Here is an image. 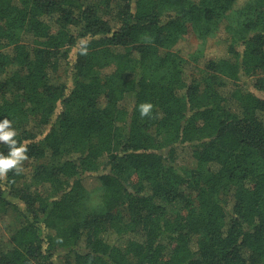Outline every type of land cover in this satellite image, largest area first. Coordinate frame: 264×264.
<instances>
[{"label": "trees", "instance_id": "1", "mask_svg": "<svg viewBox=\"0 0 264 264\" xmlns=\"http://www.w3.org/2000/svg\"><path fill=\"white\" fill-rule=\"evenodd\" d=\"M5 117L0 264H264V0H0Z\"/></svg>", "mask_w": 264, "mask_h": 264}, {"label": "rangeland", "instance_id": "2", "mask_svg": "<svg viewBox=\"0 0 264 264\" xmlns=\"http://www.w3.org/2000/svg\"><path fill=\"white\" fill-rule=\"evenodd\" d=\"M114 5L108 10V16L111 17L115 13ZM114 12V13H113ZM212 41V40H210ZM200 40L197 36L192 32L188 31L184 37L178 42L176 45V49L182 52L185 56L188 55L192 50L196 49L199 45ZM202 61H199L198 64H194L193 66H189L185 72L189 79H201L204 73V67L201 64ZM129 97H127L126 101H128ZM190 147L188 146H179L177 147V155L176 161L181 166H191L194 164V160L190 155ZM34 163L30 160H24L20 169L25 174V177L29 179ZM83 185L85 190L90 194L89 199L92 204H95L99 201V196L101 193V186L97 181H95L92 177H87L83 181ZM40 192H46L44 187H38ZM18 220L14 219V214L8 210L6 212H0V248L6 246L9 242L11 232L15 229V225Z\"/></svg>", "mask_w": 264, "mask_h": 264}, {"label": "clouds", "instance_id": "3", "mask_svg": "<svg viewBox=\"0 0 264 264\" xmlns=\"http://www.w3.org/2000/svg\"><path fill=\"white\" fill-rule=\"evenodd\" d=\"M152 108L149 103L140 105L141 115H147ZM12 121L7 117L0 120V142L8 146L7 155L0 153V177L7 175L10 169L20 171L21 163L27 159V148L24 144L17 146L14 137L17 135L16 130L10 127Z\"/></svg>", "mask_w": 264, "mask_h": 264}]
</instances>
